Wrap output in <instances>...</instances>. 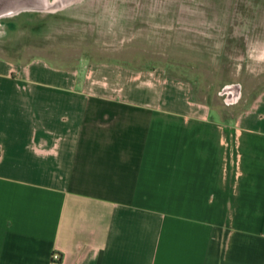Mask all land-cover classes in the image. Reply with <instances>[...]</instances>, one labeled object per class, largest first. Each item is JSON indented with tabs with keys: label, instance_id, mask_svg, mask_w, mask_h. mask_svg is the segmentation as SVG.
<instances>
[{
	"label": "crops",
	"instance_id": "1",
	"mask_svg": "<svg viewBox=\"0 0 264 264\" xmlns=\"http://www.w3.org/2000/svg\"><path fill=\"white\" fill-rule=\"evenodd\" d=\"M0 264H264V89L0 57Z\"/></svg>",
	"mask_w": 264,
	"mask_h": 264
},
{
	"label": "rangeland",
	"instance_id": "2",
	"mask_svg": "<svg viewBox=\"0 0 264 264\" xmlns=\"http://www.w3.org/2000/svg\"><path fill=\"white\" fill-rule=\"evenodd\" d=\"M0 14V57L77 68L160 65L222 115L264 89V0H43ZM236 83L231 109L219 91Z\"/></svg>",
	"mask_w": 264,
	"mask_h": 264
},
{
	"label": "bare ground",
	"instance_id": "3",
	"mask_svg": "<svg viewBox=\"0 0 264 264\" xmlns=\"http://www.w3.org/2000/svg\"><path fill=\"white\" fill-rule=\"evenodd\" d=\"M14 4L15 6H18L19 9L25 5H30L32 8L37 7L40 9L50 8L51 6L53 7V5H45L43 0H0V14L12 12L14 10L13 8L15 7ZM17 8L15 7V9Z\"/></svg>",
	"mask_w": 264,
	"mask_h": 264
},
{
	"label": "built area",
	"instance_id": "4",
	"mask_svg": "<svg viewBox=\"0 0 264 264\" xmlns=\"http://www.w3.org/2000/svg\"><path fill=\"white\" fill-rule=\"evenodd\" d=\"M57 257V254L56 253H53V258H56Z\"/></svg>",
	"mask_w": 264,
	"mask_h": 264
}]
</instances>
